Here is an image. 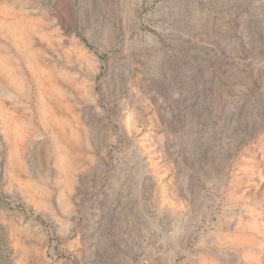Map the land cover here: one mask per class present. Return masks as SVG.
<instances>
[{
  "label": "rangeland",
  "instance_id": "obj_1",
  "mask_svg": "<svg viewBox=\"0 0 264 264\" xmlns=\"http://www.w3.org/2000/svg\"><path fill=\"white\" fill-rule=\"evenodd\" d=\"M0 264H264V0H0Z\"/></svg>",
  "mask_w": 264,
  "mask_h": 264
}]
</instances>
